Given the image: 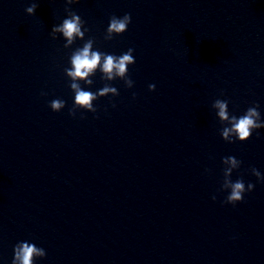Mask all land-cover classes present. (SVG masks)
<instances>
[{
  "label": "water",
  "instance_id": "obj_1",
  "mask_svg": "<svg viewBox=\"0 0 264 264\" xmlns=\"http://www.w3.org/2000/svg\"><path fill=\"white\" fill-rule=\"evenodd\" d=\"M66 7L88 29L67 49L50 36ZM88 38L134 49L133 86L97 71L82 89L119 95L73 117L64 69ZM216 99L230 116L258 105L264 122V0H0V264L24 241L45 250L34 264H264V181L250 171L264 176V128L224 141ZM227 156L241 161L231 180L254 185L235 205L222 203Z\"/></svg>",
  "mask_w": 264,
  "mask_h": 264
},
{
  "label": "clouds",
  "instance_id": "obj_2",
  "mask_svg": "<svg viewBox=\"0 0 264 264\" xmlns=\"http://www.w3.org/2000/svg\"><path fill=\"white\" fill-rule=\"evenodd\" d=\"M78 0H65L66 5H72L77 3ZM38 7L36 2H33L25 9L26 14L33 15ZM65 12L67 17L59 25H54L50 31L52 39H56L59 34L65 41L64 48H69L76 40H83L85 33L88 29L84 27V21L70 8L66 7ZM131 22V16L125 13L122 17L111 16L109 23L105 31L104 39L106 41L111 40L113 36H118L127 31L128 25ZM94 39L88 38L82 45V47L76 48L69 57L70 68L64 69L65 76L69 79V88L74 93V99L72 107L69 109V116H75L77 110L83 109L87 112L95 113L97 109L93 106V101L100 97L107 95L117 96L119 95L115 87L105 83L104 86L96 91L83 90L81 82L85 86H91L93 80L91 77L99 71L101 73V80L111 82L115 79L123 80L126 88L133 86V81L128 78V66L135 63L133 56L134 49L129 48L126 52L119 56L114 54H107L99 49L93 50ZM155 89L154 84L148 85V90L153 91ZM45 95V93H41ZM135 98V93L133 94ZM115 107V105H112ZM48 107L53 112H59L65 107V101L61 99H54L50 101ZM212 108L215 110L216 117L222 125L220 131L221 138L232 143L233 139L244 142L248 140L253 131L264 128V122L260 119V112L258 111V105L249 107L245 113L239 117L231 115L228 112V101L216 99ZM83 118V117H81ZM223 168V181L221 184V191H228V195L222 203L235 205L241 202L244 198L245 192H251L254 188L252 183H248L245 187L243 179L238 178L233 182L231 180V174L234 170L238 169L241 165V161L234 156L223 157L221 160ZM251 174L256 177L257 181H264V176L256 168L250 169ZM216 199L215 196L212 197ZM46 253L43 248L37 247L33 243L27 241L19 242L13 247V258L11 264H34V261L38 258L45 257Z\"/></svg>",
  "mask_w": 264,
  "mask_h": 264
}]
</instances>
